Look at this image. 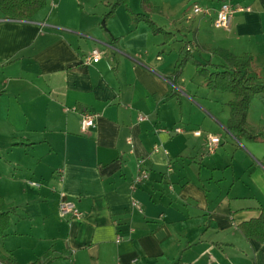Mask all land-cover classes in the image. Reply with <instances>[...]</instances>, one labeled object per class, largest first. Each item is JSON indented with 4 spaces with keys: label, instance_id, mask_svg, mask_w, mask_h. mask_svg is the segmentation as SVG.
Returning <instances> with one entry per match:
<instances>
[{
    "label": "crops",
    "instance_id": "0c3cea01",
    "mask_svg": "<svg viewBox=\"0 0 264 264\" xmlns=\"http://www.w3.org/2000/svg\"><path fill=\"white\" fill-rule=\"evenodd\" d=\"M114 2L47 0L29 20L0 11V197L13 206L0 251L19 264L47 252L46 264H264V241L240 229L264 212L262 137L229 131L233 94L194 65L170 80L189 41L251 54L264 78V0H152L169 42L124 5L105 28ZM224 2L250 9L216 27ZM94 48L103 58L87 64ZM84 112L96 115L87 131ZM248 120L264 132L261 94ZM63 196L81 217L61 214Z\"/></svg>",
    "mask_w": 264,
    "mask_h": 264
},
{
    "label": "trees",
    "instance_id": "16d2710c",
    "mask_svg": "<svg viewBox=\"0 0 264 264\" xmlns=\"http://www.w3.org/2000/svg\"><path fill=\"white\" fill-rule=\"evenodd\" d=\"M129 1L117 0L112 4L110 12L105 15L103 20L105 28L107 27V21L114 15L120 5L124 4L130 11ZM46 5L47 0H0V11L11 19L29 20ZM141 6L143 12L133 13L134 22L143 21L154 34H163L164 42H169L175 38L176 33L166 31L164 27L150 17L149 13H160V7L154 6L152 0H141ZM195 52L212 53L219 56L221 62H215L211 58L201 61L195 56ZM254 62L255 57L248 53L235 55L225 49L211 50L198 42L189 41L179 51L170 80L173 85L176 84L187 65H194L197 74L205 76V84L209 89L233 94V99L229 102V131L239 139L257 140L262 137L264 141V132H256L248 120L253 99L259 94L264 99V78L254 69ZM174 95L175 93L171 89L166 98ZM12 210L13 206L6 203L3 197H0V236H4L10 227ZM240 229L247 237L264 241V212L258 218L240 224ZM48 260L51 261L50 253L47 252L33 264H46ZM0 262L1 264H19L1 251Z\"/></svg>",
    "mask_w": 264,
    "mask_h": 264
},
{
    "label": "built area",
    "instance_id": "2783aa9c",
    "mask_svg": "<svg viewBox=\"0 0 264 264\" xmlns=\"http://www.w3.org/2000/svg\"><path fill=\"white\" fill-rule=\"evenodd\" d=\"M250 8H244V7H234L231 3L229 2H224L220 9L217 12L216 18L214 20V25L216 27H228L232 21L233 15L237 11H244V10H249ZM194 13L196 14H202L205 12H208V10L204 9L202 6L199 4H194ZM103 58L102 53L100 49L94 48L91 53L86 57V63H96L99 62ZM140 119H144V116H140ZM96 115L89 113V112H84L82 114V119H81V127L83 131H87L93 127L96 126ZM177 132H181V128H176L175 129ZM220 144V138L217 136H212L210 139L209 143V151L213 152L216 150L218 145ZM148 177V172L146 170H141L140 174L136 178V183H141L144 179ZM33 185H39L38 183L32 182ZM60 212L62 215H73L75 217H81L83 213L80 211V209L77 207L76 203L73 201L68 200L63 196L60 200ZM1 264V262H0Z\"/></svg>",
    "mask_w": 264,
    "mask_h": 264
},
{
    "label": "rangeland",
    "instance_id": "374dc122",
    "mask_svg": "<svg viewBox=\"0 0 264 264\" xmlns=\"http://www.w3.org/2000/svg\"><path fill=\"white\" fill-rule=\"evenodd\" d=\"M117 1V0H116ZM141 0H139V2H140ZM130 3H129V8H130V11H129V13L130 12H132L131 10H132V7H133V3H134V0H130L129 1ZM115 3V2H114ZM194 4H195V2L194 3H192V4H188V8H190L191 9V11H193V9H194ZM122 5H124V4H122ZM121 6V5H120ZM119 6V7H120ZM125 6V5H124ZM118 7V8H119ZM183 7V6H182ZM117 8V9H118ZM117 11V10H116ZM132 15H133V12L131 13ZM135 14V13H134ZM150 14V17H152V19L154 20V21H156L154 18H153V15H155L154 17L155 18H157V17H159L160 15H161V13H159V12H157V13H149ZM166 29V28H165ZM166 31H170V30H168V29H166ZM170 32H172V31H170ZM154 34V33H153ZM154 35H156V34H154ZM157 35H160L161 36V39L162 40H164V36H163V34H157ZM178 41H183V42H185V41H187L186 40V38L185 37H181V38H179L178 39Z\"/></svg>",
    "mask_w": 264,
    "mask_h": 264
}]
</instances>
